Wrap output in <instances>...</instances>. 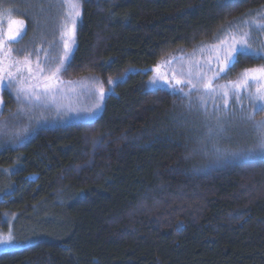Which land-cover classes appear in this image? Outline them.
I'll return each mask as SVG.
<instances>
[{
	"label": "trees",
	"instance_id": "obj_1",
	"mask_svg": "<svg viewBox=\"0 0 264 264\" xmlns=\"http://www.w3.org/2000/svg\"><path fill=\"white\" fill-rule=\"evenodd\" d=\"M82 0L68 78L118 80L91 122L0 150V218L27 222L0 264H264V158L211 167L185 97L151 69L264 0ZM264 59L241 55L229 70ZM4 116L14 110L4 90Z\"/></svg>",
	"mask_w": 264,
	"mask_h": 264
},
{
	"label": "rangeland",
	"instance_id": "obj_2",
	"mask_svg": "<svg viewBox=\"0 0 264 264\" xmlns=\"http://www.w3.org/2000/svg\"><path fill=\"white\" fill-rule=\"evenodd\" d=\"M69 11L65 0H0V12H3L5 17L11 13L13 18L24 21L22 37H18V41L10 45L12 58L22 59L24 55L30 54L33 69L38 62L41 67H45V74L48 67L60 66L57 77L63 82L57 85L54 99L49 96L47 99L33 100L30 103L23 98L17 99L15 87L0 88V150L22 146L41 129L94 121L102 114L105 100L118 82L110 80L112 83H103L93 76L80 78L66 76V70L76 49L77 26L81 18V15L76 18L75 34L70 41V51L65 56L60 33ZM80 11L82 12V0ZM243 21L255 23L249 29L247 25L241 23ZM241 31L250 32L249 40L254 52L249 55L264 59V8H262L234 19L210 42L202 43L191 51L180 49L170 54L151 69V77L147 83L150 90L168 89L185 97L184 117L197 134L201 150L211 167L261 158L252 153L260 138L257 125L264 121V112L256 110L260 104H264V101L255 99L256 88L264 82L258 84L250 81L248 88L240 91L238 95L232 85L241 81L247 70L264 67V64L248 68L237 77L230 78L229 70L236 61L225 72H219L212 51V46L219 44L220 40ZM167 61L171 63H166ZM158 66L161 72L167 74L169 80L167 84L163 80L152 83L156 75L153 69ZM189 71L192 73L193 82L201 75L205 80L212 79L215 91L205 93L203 88L199 91L194 89L190 91V85L187 83L176 85L171 79L175 74L177 79L186 81ZM38 82L31 81L32 84ZM100 87L105 90L102 101L99 99ZM180 88H183V91H180ZM4 90L10 91L15 102L14 110L7 116L3 115ZM225 91L228 93L227 97L223 95ZM249 116L252 119H249ZM15 216L5 213L0 218V235L6 236L11 232L13 236L11 245H0V253L20 249L21 243L26 242L24 238L31 234L27 222L18 221Z\"/></svg>",
	"mask_w": 264,
	"mask_h": 264
},
{
	"label": "snow or ice",
	"instance_id": "obj_3",
	"mask_svg": "<svg viewBox=\"0 0 264 264\" xmlns=\"http://www.w3.org/2000/svg\"><path fill=\"white\" fill-rule=\"evenodd\" d=\"M70 11L66 14L65 23L62 25L60 38L63 41V48L65 56L70 51V41L73 40L75 34L76 18L81 15L80 0H65ZM224 6H232L231 0H225ZM242 24L248 26L249 29L255 22L243 21ZM71 25V27H69ZM259 27V25H256ZM24 29V21L22 19L13 18V15L9 13L5 17L3 12H0V88L15 87L17 93V99L23 98L29 103L33 100L40 101L47 99L51 96L55 98V90L59 83H63L58 80L57 73L60 71V66L48 67L47 74H45V67L37 62L35 69L32 67V60L30 54L24 55L22 59H13V52L11 43L17 42L18 37H22ZM250 32L241 31L240 33L230 34L227 39L220 40L219 44L212 46L214 58L219 66V72H225L229 66L238 59L241 55H249L254 52L251 48L249 40ZM258 54V53H257ZM211 59V57H210ZM166 63H171L167 61ZM155 77L152 81L155 84L158 80H163L166 84L169 82L167 74L161 72L160 67L153 69ZM192 73L189 71L188 78L177 79L175 74L171 79L176 85H183L187 83L190 85L191 90L199 91L203 88L205 93H211L215 91L213 87V80H205L204 77L198 76L196 81L193 82ZM215 79V77H213ZM32 80L39 81L36 84H32ZM5 81L7 83H5ZM264 82V67L249 69L243 74V79L239 82H234L232 87L236 90L237 95L240 91L248 88L249 82ZM112 83V81H109ZM227 87V86H225ZM39 90V91H38ZM183 91V88L179 89ZM99 99L103 100L105 90L103 87L98 89ZM225 97L228 93H223ZM256 100L264 101V84L256 88ZM225 106H227V100H225ZM99 107V101L96 104ZM257 111L264 112V104H260ZM252 119L251 116L248 117ZM257 130L260 132V138L256 149L252 155L260 156L264 158V121L259 122ZM13 243V236L9 232L6 236L0 235V245H11Z\"/></svg>",
	"mask_w": 264,
	"mask_h": 264
}]
</instances>
